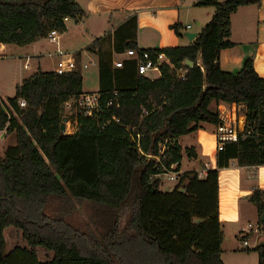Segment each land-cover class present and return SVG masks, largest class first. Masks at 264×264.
<instances>
[{
  "label": "trees",
  "instance_id": "1",
  "mask_svg": "<svg viewBox=\"0 0 264 264\" xmlns=\"http://www.w3.org/2000/svg\"><path fill=\"white\" fill-rule=\"evenodd\" d=\"M257 3L198 0L195 5L211 6L214 13L186 46L138 48L136 15L115 29L111 47L102 48L110 36L96 39L86 50L98 55L102 109L98 121L72 115L73 134L60 131V124L64 103L82 93L78 69L39 70L16 85L7 99L11 108L0 99V130L15 139L0 155V264H225L217 169L232 161L264 165V78L251 59L239 71L227 72L218 57L232 46L230 15ZM82 15L75 0H0V43L24 46L50 30L63 33L64 17ZM171 28L180 36L178 25ZM126 49L161 52L170 63L160 65L159 78L151 80L137 74L135 60L113 66V54ZM20 98L26 101L23 108ZM211 102L243 104L244 130L217 151L216 168L203 178L185 171L171 191H161L162 166L176 164L178 171L177 138L196 131L200 122H219ZM249 200L263 225L264 191L255 189ZM81 203L90 206V226L80 232L68 218ZM125 210L129 218L121 226ZM10 226L21 231L28 247L5 253L3 233ZM78 234L86 236L81 244ZM37 248L51 257L39 260ZM256 249L257 264H264V245Z\"/></svg>",
  "mask_w": 264,
  "mask_h": 264
},
{
  "label": "crops",
  "instance_id": "2",
  "mask_svg": "<svg viewBox=\"0 0 264 264\" xmlns=\"http://www.w3.org/2000/svg\"><path fill=\"white\" fill-rule=\"evenodd\" d=\"M75 1L82 8L83 15L76 20L71 18L67 19L64 23L66 30L63 33H60V39H62V36L70 35V37H73V42L78 44L77 48H75L76 46H73V48H66L64 51L70 53L74 57L76 67L79 71H81L84 64H87L86 68H88L90 64L92 65V62L81 64L80 58L83 52L86 51L91 55H95L97 60V80L98 55L86 50V47L91 45L96 39L106 38L107 36H110L109 40L102 45V48L107 49L111 47L114 42L112 37L113 32L131 15H136L137 17V28L135 31L137 47L142 49H161L191 44L196 39L201 28L210 21L214 13V8L211 6L195 5L198 0ZM173 24L179 26L180 36H177L171 28V25ZM185 33H195L196 36L193 40H189L185 36ZM85 37H87V41L89 42L84 41ZM45 39L46 38H41L24 46L2 44L1 58L9 56L14 57V60L17 58L19 62L24 61L22 63L23 70H28L32 65L34 71L30 75L39 70L55 71L59 65L60 57L56 56L54 52H44L41 43L42 40ZM229 41L232 43V46L222 49L219 53L218 63L220 68L227 72H236L241 69L246 59H251L258 76L264 78V0H259V3L257 4L240 6L230 15ZM10 47L15 48L19 53L11 54L8 52V48ZM120 58H123L121 53L113 54V61ZM26 64L31 65H28V68H25ZM150 72L157 73V75L154 77L145 75V77L151 80L159 78L160 72ZM14 73L13 76H16L18 81L17 84H20L24 79V76H22L20 71H17L16 74ZM81 90L82 92H97L98 88L93 91H86L83 89L82 80ZM1 91L2 87L0 85V99L4 101ZM222 104L229 107L233 103L228 104L220 102L216 104L211 102L210 107L217 110V107ZM237 105L243 104L239 103ZM244 107L245 106L243 105L242 112L245 110ZM207 125H213L215 130L214 124L200 122L196 131L177 138L181 154V160L178 166L179 173L195 171L196 173L201 174L200 178H203L206 170L216 168L217 150L214 130H208L206 127ZM241 128L242 125H240V129ZM182 137L186 138L188 142L187 145L183 146L181 144ZM189 137L191 139H189ZM185 159L186 167H183L182 165L183 161L185 162ZM198 164L200 167L194 168ZM217 170L218 217L223 235V223H228L229 225L239 224L241 221V207L246 206L247 204H249V208H251L249 211L252 210V208L253 210H256L257 217L254 224L258 223L257 209L249 200V197L255 189L264 191V165L240 166L237 165L235 161H232L229 166L218 168ZM158 177L160 178L161 175ZM160 190L164 191L161 188ZM237 232L238 234L245 233V229L239 225ZM247 233L250 232L247 231ZM257 239L259 242L260 238ZM248 248L249 247H244V249ZM221 259L226 263L222 257V251Z\"/></svg>",
  "mask_w": 264,
  "mask_h": 264
},
{
  "label": "rangeland",
  "instance_id": "3",
  "mask_svg": "<svg viewBox=\"0 0 264 264\" xmlns=\"http://www.w3.org/2000/svg\"><path fill=\"white\" fill-rule=\"evenodd\" d=\"M87 37L84 38L85 42L87 41ZM82 44V43H79ZM86 44V43H85ZM76 42H73V37L70 35L62 36V39H60V48L64 51L66 48H73V46H76ZM83 46V45H82ZM42 49L49 52L56 51V45L54 43H51L48 40H42L41 43ZM8 52L11 54H18V50H16L13 47L8 48ZM13 56V55H12ZM24 61H18L17 58L14 60V57H4L0 59V85L2 87L1 94L4 98V103L8 105L7 99L10 97H13L15 95V86L18 83L16 76H13V73L16 74L17 71H20L22 73V76L24 78L28 77L33 71L34 67L31 64L30 68L28 70L22 69V63ZM81 64L92 62V65L90 64L88 68H81V75L83 77V89L86 91H93L98 88V80H97V60L95 55H91L89 52L84 51L81 58H80ZM185 64V63H184ZM50 66V65H48ZM55 66V65H54ZM20 69V70H19ZM157 73L149 72L146 74V76H156ZM15 114V112H13ZM64 118L71 119L72 116L69 115V113L62 112ZM63 118V119H64ZM208 130H214L213 125H207L206 126ZM75 128V123H71L70 129ZM66 134V133H65ZM194 138V136L192 135ZM189 139H191L189 137ZM15 144L14 134H9L6 137H3L0 139V155L4 153L5 149L9 145ZM181 144L187 145L188 142L185 137L181 138ZM185 153V150H184ZM186 157V156H185ZM186 159L185 162L183 161V167H186ZM200 165L198 164L194 168H199ZM162 180V181H161ZM161 186L160 188L166 191H171L176 185L177 181H169L166 175H161L160 177ZM162 191V190H161ZM250 205L247 204L246 206L241 207V221L239 224L235 225H229L228 223H223V240L221 243V251H222V257L226 261L225 264H257L258 263V251L256 249L257 246V235L254 233H247L249 231L248 229V223L251 222L254 224L256 222V210H250ZM254 213V215H253ZM89 214H90V206L87 203H81L77 204V210L68 218V221L80 232L85 231L87 227L90 226L89 223ZM129 218V211L125 210L120 217L121 226L125 225L126 221ZM242 226L245 229V233L238 234L237 228ZM78 231V232H79ZM244 235V236H243ZM78 239H76L80 244L83 243V239H86V236L84 235H77ZM4 238H5V253L12 250L15 246L20 247H28L26 242L23 240L21 236V231L13 226L7 227L4 230ZM261 238V237H258ZM243 240L248 241V249H244V247L241 245ZM36 255L39 260H45L51 257L50 252L44 251L42 248L36 249Z\"/></svg>",
  "mask_w": 264,
  "mask_h": 264
},
{
  "label": "built area",
  "instance_id": "4",
  "mask_svg": "<svg viewBox=\"0 0 264 264\" xmlns=\"http://www.w3.org/2000/svg\"><path fill=\"white\" fill-rule=\"evenodd\" d=\"M67 17L63 18V22L67 21ZM46 39L56 45L55 55L60 57L59 65L55 69L58 74L70 72L77 69L74 57L59 48L60 33L56 29L50 30ZM2 44L0 43V58L2 57ZM123 58L113 61V65L116 68L122 67L123 61L126 59L135 60L136 72L138 75L145 76L150 71L160 72V65L166 63L169 64V59L161 52H154L152 55L146 50H134L126 49L123 53ZM87 64L83 65L86 68ZM28 68V64L25 65ZM184 71H180L179 76L183 78ZM116 94V92H115ZM17 104L20 108L26 106V101L23 98L17 100ZM9 108H11L8 105ZM245 108V107H244ZM100 96L97 92H82L77 97H74L64 103V112L69 113L70 116L83 115L87 117H94L98 121V114L101 112ZM243 105H237L233 103L229 107L222 104L217 107L219 122L215 125L214 135L216 141V150L221 151L226 142H236L238 134L244 130L245 127V110L242 112ZM144 113L146 111L143 110ZM64 117V116H63ZM65 129L64 133L73 134L77 130V122L74 118H64ZM117 122V119H115ZM71 123H75V128L70 129ZM240 125L242 128L240 129ZM3 131L0 130V139ZM164 150V146L161 149V153ZM159 161V158H156ZM176 164H171L168 169L162 166L164 172L160 175H166L169 181L178 180L179 171L176 169ZM198 174V173H197ZM157 175V176H160ZM201 177V174H198ZM248 232L254 233L258 237H264V224L248 223ZM243 247H248V241L243 240Z\"/></svg>",
  "mask_w": 264,
  "mask_h": 264
},
{
  "label": "water",
  "instance_id": "5",
  "mask_svg": "<svg viewBox=\"0 0 264 264\" xmlns=\"http://www.w3.org/2000/svg\"><path fill=\"white\" fill-rule=\"evenodd\" d=\"M185 36L189 39V40H193V38L196 36L195 33H185ZM185 65H188L189 67L192 66V62L189 60H185ZM65 129V125H64V121L61 122L60 124V131L64 132ZM5 135V133H2L1 138H3ZM261 220L264 221V213L262 214ZM264 245V237L260 238V241L257 243V246H262Z\"/></svg>",
  "mask_w": 264,
  "mask_h": 264
}]
</instances>
